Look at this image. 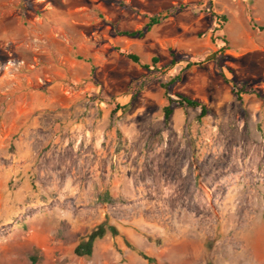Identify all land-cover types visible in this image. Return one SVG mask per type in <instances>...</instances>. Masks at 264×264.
Listing matches in <instances>:
<instances>
[{"label":"rangeland","instance_id":"374dc122","mask_svg":"<svg viewBox=\"0 0 264 264\" xmlns=\"http://www.w3.org/2000/svg\"><path fill=\"white\" fill-rule=\"evenodd\" d=\"M254 25L264 0H0V264H264ZM178 75L206 116L165 118ZM106 221L120 236L77 256Z\"/></svg>","mask_w":264,"mask_h":264},{"label":"trees","instance_id":"16d2710c","mask_svg":"<svg viewBox=\"0 0 264 264\" xmlns=\"http://www.w3.org/2000/svg\"><path fill=\"white\" fill-rule=\"evenodd\" d=\"M171 12L167 13H160L157 15H154L149 18V21L146 23V25L140 29V30H134V31H119L118 34L122 36H128L130 38H143L145 34L149 31H151L155 26H158L159 24L163 23L165 20L168 19L169 16H171ZM222 20L226 21V17L222 16ZM255 28H258L260 31H264V26H257L254 25ZM225 49V47H224ZM126 57L131 60L133 63L140 65L142 68L146 70H150V65L142 62V59L140 58L139 55L131 52V53H126ZM78 59H83L80 55L77 56ZM86 61L90 62V59H87ZM159 62V59L157 57H154L152 60V65L155 68L157 63ZM176 64L175 59L172 60L171 66H174ZM191 65H188V68H190ZM180 75L176 76L173 78L169 83L163 84V88L165 90L166 98L168 100V105L164 108V114L165 118L168 119L172 113V104L177 103L179 107L182 108H192V109H200L201 114L200 118L204 117L208 113V107L205 103L193 99L189 96L177 94V100H174L168 93V87L176 83L177 81L180 80ZM107 234H111L113 238H117L120 236V232L118 228L114 225L109 224L107 221L101 224L96 230H94L88 237L87 241L82 242L79 244L76 249H75V254L79 257H91L93 253V248L94 244L97 240L104 238ZM126 245L128 248L133 249V245L128 242L127 240L125 241ZM139 254L146 260L153 261L152 258H150L148 255H146L143 252H139ZM36 261L34 258L31 259V264H35Z\"/></svg>","mask_w":264,"mask_h":264}]
</instances>
